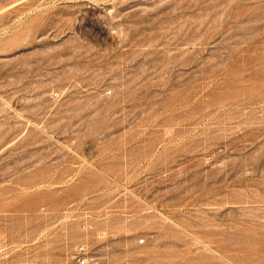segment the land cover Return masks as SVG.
Here are the masks:
<instances>
[{
	"label": "rangeland",
	"instance_id": "rangeland-1",
	"mask_svg": "<svg viewBox=\"0 0 264 264\" xmlns=\"http://www.w3.org/2000/svg\"><path fill=\"white\" fill-rule=\"evenodd\" d=\"M264 264V0H0V264Z\"/></svg>",
	"mask_w": 264,
	"mask_h": 264
},
{
	"label": "built area",
	"instance_id": "built-area-1",
	"mask_svg": "<svg viewBox=\"0 0 264 264\" xmlns=\"http://www.w3.org/2000/svg\"><path fill=\"white\" fill-rule=\"evenodd\" d=\"M77 262L78 264H93L96 259L93 256H88L87 250L83 245H80L78 247Z\"/></svg>",
	"mask_w": 264,
	"mask_h": 264
}]
</instances>
